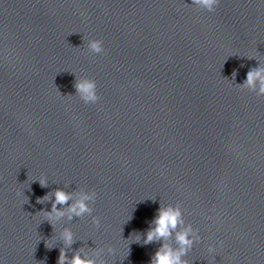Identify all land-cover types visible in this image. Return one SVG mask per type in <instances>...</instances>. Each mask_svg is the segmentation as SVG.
Here are the masks:
<instances>
[{"label": "water", "instance_id": "95a60500", "mask_svg": "<svg viewBox=\"0 0 264 264\" xmlns=\"http://www.w3.org/2000/svg\"><path fill=\"white\" fill-rule=\"evenodd\" d=\"M191 3L0 0V264H151L163 241L128 239L168 203L203 240L186 264H264V97L239 87L264 67V0ZM57 189L94 191L92 215L50 224Z\"/></svg>", "mask_w": 264, "mask_h": 264}, {"label": "clouds", "instance_id": "9594fccd", "mask_svg": "<svg viewBox=\"0 0 264 264\" xmlns=\"http://www.w3.org/2000/svg\"><path fill=\"white\" fill-rule=\"evenodd\" d=\"M219 3L220 0H192L191 4L196 8L214 12ZM87 47L90 52L97 55L105 51L103 41L100 39L88 40ZM239 87L248 89L257 96L264 97V67L250 70L246 75V80ZM75 88L76 95L85 104H96L99 102L100 96L98 95L95 80L81 77L77 79ZM39 183L42 187L47 186V180L45 178H41ZM53 195L55 199L52 202L51 211L44 212V210H41L44 212L47 221L53 226L64 217L72 220L75 217L90 216L94 211L91 206V203L96 199V193L94 191H82L74 196L71 192L57 189ZM46 199H51V197H42L37 202L43 203ZM69 201L73 202L69 205ZM58 205H68V207L61 210L57 207ZM92 219L97 226L100 225L98 217L93 216ZM130 219L131 217L128 220ZM173 237L175 247L171 243ZM61 238L66 245L70 246L74 242V233L70 228H64L61 233ZM128 240H131V243L142 242L143 245H148L155 241H163L161 247L152 257L151 264H186V261L193 254L196 247L203 244V240L197 231L192 228H186L184 213L180 206L171 203L166 205L162 204L157 209V214L150 222V226L146 232L133 233ZM46 246L52 247V242L47 241ZM100 251H103V249ZM107 251L113 254L115 250L109 247ZM208 251L210 254H214L216 252L215 246H209ZM99 254L97 252V255ZM57 264H97V261L96 259L89 258L87 253L83 256L77 253L69 259L66 250L61 249ZM101 264H106V262L102 261Z\"/></svg>", "mask_w": 264, "mask_h": 264}]
</instances>
